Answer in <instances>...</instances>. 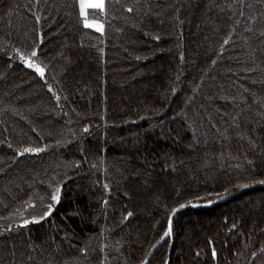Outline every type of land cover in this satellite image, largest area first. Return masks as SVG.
I'll return each mask as SVG.
<instances>
[{
	"label": "trees",
	"instance_id": "trees-1",
	"mask_svg": "<svg viewBox=\"0 0 264 264\" xmlns=\"http://www.w3.org/2000/svg\"><path fill=\"white\" fill-rule=\"evenodd\" d=\"M103 4L0 0V264H264V0Z\"/></svg>",
	"mask_w": 264,
	"mask_h": 264
},
{
	"label": "snow or ice",
	"instance_id": "snow-or-ice-1",
	"mask_svg": "<svg viewBox=\"0 0 264 264\" xmlns=\"http://www.w3.org/2000/svg\"><path fill=\"white\" fill-rule=\"evenodd\" d=\"M86 7H92V8H100V9H103L104 8V4H103V0H100V2H97V3H85V0H80V12H81V15L84 16L85 14V8ZM129 11H131V9H129ZM86 26H96V27H99L98 25H95V24H89L86 22ZM33 56L36 55L35 52L32 53ZM29 67H33V65L31 63L28 64ZM37 71H41L42 72V69H39L37 68ZM25 151H34V152H39L41 151V149H38V148H32V149H25ZM261 183H264V181H261ZM107 187V186H106ZM52 200L54 201H59V190H57V193L54 194L52 196ZM181 207H184V205H181ZM49 208H51V206H49ZM50 212H45L44 213V216H41L40 219H44L45 216L49 215ZM129 216L131 215V213L128 214ZM31 222H36L38 223L39 221L38 220H34V221H29V220H25L23 222L24 225H27ZM171 231V228H169L168 232ZM168 232L165 233V235H168ZM213 255H215V250L213 249Z\"/></svg>",
	"mask_w": 264,
	"mask_h": 264
},
{
	"label": "rangeland",
	"instance_id": "rangeland-1",
	"mask_svg": "<svg viewBox=\"0 0 264 264\" xmlns=\"http://www.w3.org/2000/svg\"><path fill=\"white\" fill-rule=\"evenodd\" d=\"M97 2H100V0H85V3H97ZM88 7L85 8V10L87 9Z\"/></svg>",
	"mask_w": 264,
	"mask_h": 264
},
{
	"label": "water",
	"instance_id": "water-1",
	"mask_svg": "<svg viewBox=\"0 0 264 264\" xmlns=\"http://www.w3.org/2000/svg\"><path fill=\"white\" fill-rule=\"evenodd\" d=\"M222 201H223V200H222ZM211 204H212V203H208V204H206V205L208 206V205H211ZM169 228H170V226H169Z\"/></svg>",
	"mask_w": 264,
	"mask_h": 264
}]
</instances>
